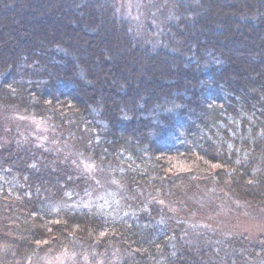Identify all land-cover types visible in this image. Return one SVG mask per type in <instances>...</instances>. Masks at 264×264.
Returning <instances> with one entry per match:
<instances>
[{"label": "trees", "instance_id": "obj_1", "mask_svg": "<svg viewBox=\"0 0 264 264\" xmlns=\"http://www.w3.org/2000/svg\"><path fill=\"white\" fill-rule=\"evenodd\" d=\"M177 7L152 46L116 0H0V107L46 118L119 188L180 200L215 184L264 201V0ZM12 149L0 150V264L63 251L104 264H251L264 253V237L186 242L155 202L115 216L75 205L73 172Z\"/></svg>", "mask_w": 264, "mask_h": 264}, {"label": "rangeland", "instance_id": "obj_2", "mask_svg": "<svg viewBox=\"0 0 264 264\" xmlns=\"http://www.w3.org/2000/svg\"><path fill=\"white\" fill-rule=\"evenodd\" d=\"M177 1L116 0V9L129 21L134 38L155 46L161 44L167 23L180 17ZM87 135L90 138L91 135ZM67 139L65 132L59 131L46 118L14 113L0 107V150L13 146L12 154L18 153L19 149L31 152L36 156L34 163L42 168L69 169L74 173L73 185L67 189L66 196L74 198L75 205L107 211L109 216H115L118 210L131 215L146 214L151 202H155L163 220L170 218L184 223L183 240L190 243L205 233L219 238L243 236L248 240L264 237V201L244 200L229 192L218 195L221 188L215 184L200 186L197 191L189 190L180 200L151 191L142 192V188H137V192L119 188L103 164L92 161L88 154ZM6 170L12 171V168L6 166ZM140 201L146 202L140 204ZM119 204L121 208L115 207ZM79 257L63 251L47 259L45 264H68L70 261L83 264L84 257ZM251 262L264 264V253Z\"/></svg>", "mask_w": 264, "mask_h": 264}, {"label": "clouds", "instance_id": "obj_3", "mask_svg": "<svg viewBox=\"0 0 264 264\" xmlns=\"http://www.w3.org/2000/svg\"><path fill=\"white\" fill-rule=\"evenodd\" d=\"M56 264H59V262H56ZM68 264H74V262H68ZM83 264H91V261L88 259L87 256H85ZM95 264H104V261L102 258L97 257Z\"/></svg>", "mask_w": 264, "mask_h": 264}]
</instances>
